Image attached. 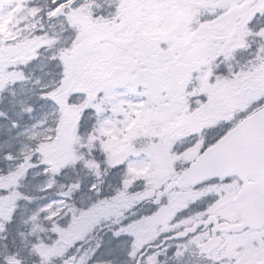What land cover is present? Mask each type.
<instances>
[{
	"label": "snow or ice",
	"instance_id": "snow-or-ice-1",
	"mask_svg": "<svg viewBox=\"0 0 264 264\" xmlns=\"http://www.w3.org/2000/svg\"><path fill=\"white\" fill-rule=\"evenodd\" d=\"M0 264H264V0H0Z\"/></svg>",
	"mask_w": 264,
	"mask_h": 264
}]
</instances>
